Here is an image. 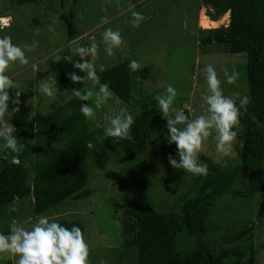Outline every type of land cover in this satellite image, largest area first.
Here are the masks:
<instances>
[{
	"label": "rangeland",
	"instance_id": "374dc122",
	"mask_svg": "<svg viewBox=\"0 0 264 264\" xmlns=\"http://www.w3.org/2000/svg\"><path fill=\"white\" fill-rule=\"evenodd\" d=\"M132 11L140 12L146 17L139 27H133L130 23ZM209 11L212 9L204 5V0H38L36 3L25 4L0 0V17H6L8 23L7 26L0 27V37L10 35L12 42L22 48L33 42L37 44L32 51L25 49L29 65L17 62L7 75L20 85L23 92L28 89L32 91V97L27 101L31 119L39 118L70 100L73 95L61 88L59 76L55 73L53 74L62 94L53 100L37 91V82L48 74L40 78L38 75L48 69L57 50H61L59 54L64 56L73 55L69 47L72 41L68 42L66 24L60 18V14L70 13L73 14L80 45L89 46L93 40L98 44L97 65L104 64L108 69L122 61L136 60L142 68H148L147 77L143 80L139 70L133 72L130 69L137 85L135 92L144 90L150 105L151 139L142 164L150 170V178L155 184L148 190L153 196L154 208L160 212L174 211L180 195L189 189L196 176L176 170L169 164V155L177 160L179 157L175 144L169 145L167 142L166 120L156 108L154 97L163 93L166 86L171 84L178 92L175 107L184 109L190 118L201 114V93L207 90L203 68L207 64L215 67L222 80V67H226L229 72L235 67L240 73L238 86L222 84L225 95L233 99L240 98L248 87L244 53L225 52L223 45L200 44L199 30L206 29L201 24L200 16L202 13L206 16ZM226 15V20L216 28L228 25L229 14ZM102 17H107L108 22H102ZM221 18L217 21H221ZM108 28L119 30L125 41L120 48L114 49L111 57L107 56L102 43V33ZM89 87H92L91 82L86 81L84 88ZM125 106L127 105L118 103L115 98L110 99L102 109L97 110L95 121L87 119L90 129L95 130L105 125V116L116 115ZM237 130L238 128L235 129ZM215 145L216 140L210 137L205 141L200 156L206 155L223 166L239 161L241 145H236L233 154L223 158L216 152ZM111 154L103 172L89 163V197L67 199L44 213L57 215L59 220H76L83 225V235L90 248L89 259L92 264H99L101 259L106 264H119L121 260L136 257L135 250H129L122 258L121 227L116 211L130 204L137 196L135 190L138 183L132 180L139 173L137 167L141 162L125 160L117 150H112ZM260 200V193L247 191L236 182L230 193L221 197L212 209L209 218L212 229L207 232V241L214 250L222 240L223 229H228L232 234L235 233L233 229L238 230L254 221V229L245 239L228 244L239 249H235L238 252L235 251L236 254L224 264H264V218L255 220ZM30 206V198L22 200L13 217L26 227H30L37 217L32 216ZM13 218L9 216L1 221L0 229L9 230ZM231 234H226L227 238L232 237ZM250 258L254 259L253 263ZM6 259L15 264V258L0 256V261Z\"/></svg>",
	"mask_w": 264,
	"mask_h": 264
},
{
	"label": "trees",
	"instance_id": "16d2710c",
	"mask_svg": "<svg viewBox=\"0 0 264 264\" xmlns=\"http://www.w3.org/2000/svg\"><path fill=\"white\" fill-rule=\"evenodd\" d=\"M9 2L25 4L38 0ZM204 5L212 9L206 15L211 21H217L229 13V23L224 27L199 30L200 44L223 45L225 52L244 53L246 56L248 87L243 95L251 97V104L247 111L241 110L237 130L238 147L241 145L239 161L223 166L206 155L200 156L201 162L208 164V174L196 175L193 184L180 195L176 210H156L153 196L148 192L155 184L150 178V170L142 164L151 139L150 105L144 90L135 92L137 85L132 78L129 62L122 61L98 74L101 82L109 83L116 97L128 106L134 116L135 123L131 130L134 142L114 143L111 139H105L104 125L91 130L80 112V105L87 102L79 101L74 96L55 110L31 119L27 101L32 97V91L28 89L21 93L20 111L12 117L11 123L26 148L19 165L11 163V155L4 159L0 154V222L17 214L16 211L8 212L14 196L20 197L18 204L30 198L32 216L42 215L67 199L89 197V163L103 172L111 159L112 150H117L125 160L141 162L137 167L139 173L132 180L138 183L135 190L137 196L130 204L116 211L121 227L122 258L129 250H135L136 257L121 260L119 264H224L235 251L238 252L235 250L238 247L228 244L245 239L254 229V221L238 230L233 229L235 233L232 234L228 229H223V237L216 250L207 241V232L212 229L209 224L212 209L221 197L230 193L236 182L247 191L261 194L255 220L264 218V0H204ZM60 18L66 24L68 42L77 39L79 35L73 14H60ZM79 59L78 56L73 58L74 61ZM72 71L84 75L63 59L59 63L52 60L38 78L55 73L59 76L61 88L72 94L73 88L83 89L85 85L73 84L68 79L67 73ZM147 72L148 68L139 70L142 80L147 77ZM13 91L10 90L11 95H14ZM137 96L139 99H136ZM236 100L239 104V98ZM69 111L71 115L67 114ZM253 116L261 126L253 122ZM59 221L66 227L75 225L82 233L84 231L83 225L76 220ZM8 231L0 229L3 233ZM226 234L232 237L227 238ZM253 261L250 258V262ZM0 264L12 262L6 259L1 260Z\"/></svg>",
	"mask_w": 264,
	"mask_h": 264
},
{
	"label": "clouds",
	"instance_id": "9594fccd",
	"mask_svg": "<svg viewBox=\"0 0 264 264\" xmlns=\"http://www.w3.org/2000/svg\"><path fill=\"white\" fill-rule=\"evenodd\" d=\"M131 17L130 23L133 27H139L146 19L137 11H132ZM101 20L104 23L108 22L107 17H102ZM7 25L6 18L0 17V27ZM49 30L52 29L49 28ZM36 34H39L38 31ZM102 43L105 45L104 51L107 56L111 57L114 55V49L120 48L125 41L119 30L108 28L102 33ZM36 47V42L22 48L12 42L10 35L0 37V154H3L4 159H8L11 155L13 165L21 163L20 157L26 148V145L17 137L16 128L10 122L12 117L20 111V96L23 91L7 73L17 62L20 65H29L25 49L32 51ZM69 47L73 55L62 57L59 54L61 50H57L53 55V63H59L63 59L84 74L78 75L76 71L67 73L68 79L73 84L91 82L92 87L73 88L72 95L79 101H91V103L81 104L80 112L86 119L95 121L97 110L102 109L110 99L115 98L118 103L123 101L116 97L108 82H101L98 73H103L106 68L104 64H96L99 55L98 44L93 40L89 46H81L77 38ZM74 56L80 59L74 61ZM86 57L90 59L86 60ZM129 68L135 72L140 70L142 65L132 60L129 62ZM220 71L223 73V80L212 64H207L203 68L207 85L206 92L201 93L203 112L192 118L184 109L175 107L178 92L171 84L166 86L163 93L154 97L156 108L161 117L166 120L167 142L169 145L175 144L177 149L178 160L172 155L168 156L169 164L176 170H183L194 176H206L209 171L208 164L200 160L205 141L214 137L216 152L222 158L232 155L235 146L239 143L235 129L240 127L241 110L247 111L251 104V97L245 94L239 98V104H237L236 99L225 95L222 84L238 86L240 73L235 67L231 72L226 67H222ZM10 90H15L14 95L10 94ZM37 91L53 100L62 94L53 73H49L46 78L37 82ZM136 99L139 97L137 96ZM67 114L71 115V111ZM104 119L106 121L103 128L105 139H111L114 143L134 142L131 130L135 119L127 106L121 107L118 114L105 116ZM252 120L258 127L261 126L255 116ZM19 200V196L13 197L8 207L9 213L17 211ZM3 255L15 258V264H92L89 259L90 248L82 230L75 225L66 227L60 223L57 215L49 214L35 217L30 227H26L13 218L10 221L8 233L0 232V256ZM99 264H106V261L101 259Z\"/></svg>",
	"mask_w": 264,
	"mask_h": 264
},
{
	"label": "bare ground",
	"instance_id": "6f19581e",
	"mask_svg": "<svg viewBox=\"0 0 264 264\" xmlns=\"http://www.w3.org/2000/svg\"><path fill=\"white\" fill-rule=\"evenodd\" d=\"M226 14H228V13H226ZM226 14H224L223 16H225ZM200 17H201V20H200L201 24L206 29L207 28H216L219 24H222V22L225 21L227 18V17H223V18H221V21L220 20L219 21H211L209 18H207V16L204 15V13H202V15Z\"/></svg>",
	"mask_w": 264,
	"mask_h": 264
},
{
	"label": "built area",
	"instance_id": "2783aa9c",
	"mask_svg": "<svg viewBox=\"0 0 264 264\" xmlns=\"http://www.w3.org/2000/svg\"><path fill=\"white\" fill-rule=\"evenodd\" d=\"M3 25H5V23H3Z\"/></svg>",
	"mask_w": 264,
	"mask_h": 264
},
{
	"label": "crops",
	"instance_id": "0c3cea01",
	"mask_svg": "<svg viewBox=\"0 0 264 264\" xmlns=\"http://www.w3.org/2000/svg\"><path fill=\"white\" fill-rule=\"evenodd\" d=\"M6 18V17H5Z\"/></svg>",
	"mask_w": 264,
	"mask_h": 264
}]
</instances>
